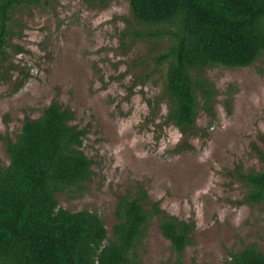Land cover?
Returning a JSON list of instances; mask_svg holds the SVG:
<instances>
[{"label": "rangeland", "instance_id": "374dc122", "mask_svg": "<svg viewBox=\"0 0 264 264\" xmlns=\"http://www.w3.org/2000/svg\"><path fill=\"white\" fill-rule=\"evenodd\" d=\"M9 28L0 54L1 165L9 163L2 136L15 139L26 117L58 102L86 130L83 150L94 160L83 189L57 194L62 208L97 211L111 236L119 197L140 186L168 214L194 222L183 264H226L250 244L264 252V203L243 204L236 176L263 167L264 55L247 67L207 69L213 106L201 105L195 134L184 135L166 122L165 69L154 62L167 40L133 34L146 27L133 21L129 0H42L17 7ZM140 253L143 264H173L156 217Z\"/></svg>", "mask_w": 264, "mask_h": 264}, {"label": "trees", "instance_id": "16d2710c", "mask_svg": "<svg viewBox=\"0 0 264 264\" xmlns=\"http://www.w3.org/2000/svg\"><path fill=\"white\" fill-rule=\"evenodd\" d=\"M41 2L0 0V54L14 10ZM129 6L133 21L146 27L133 34L167 40L154 57L165 69L166 122L195 134L198 108L211 109L217 94L206 70L251 66L264 55V0H129ZM74 116L52 102L37 118H25L15 139L2 136L9 163L0 164V264H143L140 252L154 217L173 264H183L194 222L168 214L140 186L119 197L111 236L97 211L59 205L58 193L83 189L94 175V160L83 150L86 130L71 123ZM261 141L263 167L236 169L246 189L243 204L251 206L264 203V135ZM226 264H264V252L250 244Z\"/></svg>", "mask_w": 264, "mask_h": 264}]
</instances>
